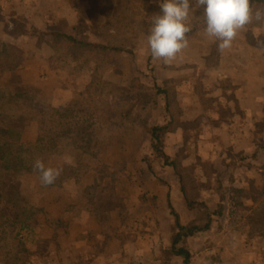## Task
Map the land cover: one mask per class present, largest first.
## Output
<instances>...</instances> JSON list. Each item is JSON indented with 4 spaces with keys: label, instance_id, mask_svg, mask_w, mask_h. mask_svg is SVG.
<instances>
[{
    "label": "crops",
    "instance_id": "0c3cea01",
    "mask_svg": "<svg viewBox=\"0 0 264 264\" xmlns=\"http://www.w3.org/2000/svg\"><path fill=\"white\" fill-rule=\"evenodd\" d=\"M2 5L0 2V8ZM27 7L31 10L25 11ZM7 11L18 12L16 15L21 20L0 16V24L7 25L1 29L0 41L18 49L19 55L27 59L15 63L11 71L0 68V82L6 74L19 75L21 83L12 93L43 84L48 100L53 106H59L65 94L72 97L74 92L70 89L71 63L61 57L67 56L70 60L75 54L55 50L50 37L41 33H71L80 17L88 18L87 3L84 0H10ZM94 20L102 25L106 18L95 14ZM253 32L264 39V22L246 26L232 47L220 53L216 42L201 30L187 54L193 65L179 68L159 63L151 70L154 84L156 80L161 81L168 95L171 91L168 83L178 78L187 80L177 92L185 93V98L170 97L171 118L181 125L175 129L176 138L171 137L172 133L164 134L166 150L171 144H178V137L185 130L198 134L197 122L205 120L209 133L208 138L201 140L219 137L226 149L239 155L235 162L225 151H207L206 165L218 163L216 171L211 173L203 166L196 170L198 181L203 183V178H209L210 173L232 197L223 196L225 224L221 220L219 228L213 225L186 238L185 247L193 254L192 264H264V235L255 239L250 230L254 225L264 230V209L252 210L257 209L259 196L248 197L245 202L243 197L239 198L247 189L260 190L264 176V125L254 126L257 121L264 122V50L256 47ZM150 55L147 39H138L131 53H121L112 71L120 73L128 69L131 76V66L145 71ZM127 60L132 63L129 67L123 64ZM159 101L157 108L139 111L135 99L136 110L131 109L128 114L135 123L130 125L128 134L115 137L104 160L90 159L83 165L81 174L78 173L80 158L67 152L43 153L39 157L46 167L62 169L53 185L41 186L36 171L35 177L25 170L20 172L17 182L21 198L29 203V215L38 226L35 231H39L35 244L32 240L21 246L34 251L35 258L20 259V254L14 255L13 250L2 251L0 264H168L180 260L168 252L172 226L168 197L182 219L189 211L185 210L179 176L153 146L151 128L170 120V111L163 109L165 99L162 97ZM141 113H147L144 121ZM105 115L99 113L96 117ZM190 124H195L192 130ZM192 149L193 152L197 149L196 144ZM66 159L71 163H66ZM177 165L188 167L178 157ZM192 184L197 186L198 182ZM97 192L102 195L101 202ZM238 199L248 206V215L242 217V224H234L236 212L230 210H237ZM215 206L209 208L213 210ZM47 216L56 222L50 230L47 223L51 221ZM258 218H261L259 223Z\"/></svg>",
    "mask_w": 264,
    "mask_h": 264
},
{
    "label": "trees",
    "instance_id": "16d2710c",
    "mask_svg": "<svg viewBox=\"0 0 264 264\" xmlns=\"http://www.w3.org/2000/svg\"><path fill=\"white\" fill-rule=\"evenodd\" d=\"M84 1L87 3L88 18L80 17L71 33L54 32L50 35L53 37L51 46L55 50L77 56V62L74 64L75 73L84 72L89 76L86 87L79 91V95L83 97V102L89 107L87 112L64 116L55 115L36 106L28 99L26 92L12 93L7 89L0 88V243L7 241L9 238L20 240L18 238L19 232L26 230L28 235H33L35 244L39 231H35V225L37 224L28 214L27 205L15 186L17 175L26 161H33L43 153L59 155L67 152L81 158L84 154L90 152L93 145L100 142L99 137L102 134L87 130V118H95L99 113L108 114L109 97L123 91L125 88L107 77V74L118 65L122 52H132L131 42L133 40L147 39L149 28L152 25V18L154 15L161 13L159 7L161 0ZM251 2L253 7L264 6V0H251ZM190 5L194 9L196 0H190ZM202 13V8L195 11L190 10L188 19L185 22L191 28V31L187 34L190 46L196 39L197 34L204 30L205 23ZM95 14L103 15L106 18L105 23L98 25L94 20ZM255 23L257 22L253 21L247 27H251ZM99 28L110 31L108 38L99 37L96 32ZM0 46L11 48L6 47L7 45L2 42H0ZM185 51H187V48ZM5 57V51H0V68L9 67L12 63V60L2 62ZM153 59L150 55L147 69H154ZM162 65L166 66L163 62ZM127 87L140 92V94L135 96L133 93H124L122 95L121 103L126 99L130 100L125 105V113L119 112L124 119L130 118L128 108L135 99L138 100L137 107L139 111H143L145 108L148 110L155 106L157 108L159 100L163 97L165 99L164 112L170 111V120L156 124L151 128L153 146L163 156L164 162L171 165L179 176L181 191L186 202L185 209L189 212L193 211V213L187 219H182L177 206L173 205L172 200L168 197L169 215L172 220L171 244L168 252L175 258L180 259L168 264H192L193 254L185 247L186 238L198 232L206 231L213 225L220 227L225 210L222 197L223 186L217 179L216 188L220 191L221 196H219L213 210L208 207L206 197L197 196L196 193L191 196L188 193L189 188L185 180L186 170L183 171L186 168L177 165V156L174 158L170 155L163 143L164 134L172 133L171 137L176 138L175 129L181 125L179 122L174 123L175 121L171 118L173 116L169 104L171 94H166L168 89L159 80H156L153 87H147L134 78L129 80ZM120 102L115 100L114 105H121ZM118 124L119 121L113 122V125ZM263 125V121H257L254 126L255 128H261ZM27 134H32V139L26 140L25 135ZM206 146H210V150H206ZM196 147L204 152V155L208 153H205V151L211 153L230 152L219 137L207 140L199 139L196 142ZM208 176L210 175L208 174ZM253 189L259 199L256 204L257 209L253 208L252 210L258 211L261 209L260 207L264 209V176L262 188L260 190L255 188L249 190ZM249 190L241 191L246 193ZM240 202V199H238L237 205ZM201 204L204 206V210L195 212L194 206ZM246 209H248V206H246Z\"/></svg>",
    "mask_w": 264,
    "mask_h": 264
},
{
    "label": "rangeland",
    "instance_id": "374dc122",
    "mask_svg": "<svg viewBox=\"0 0 264 264\" xmlns=\"http://www.w3.org/2000/svg\"><path fill=\"white\" fill-rule=\"evenodd\" d=\"M0 2L3 3L2 7L0 8V16L1 17H3L4 19H8V20L10 18L15 19V21H17L18 19L21 20V16L16 15V14H18V12H13V14H10L7 11V10H9L10 0H0ZM15 10H17V9H15ZM27 10H31V7H27V9L25 11H27ZM1 26H3V27H1ZM5 27H7V25L5 26L3 24H0V33H1V29L3 30ZM31 29H32V32L35 31V29L33 27ZM96 32L98 33L99 37H101V38H106V37L108 38V36H109V33L107 32V30H104V29L102 31H99V29H98ZM41 34L46 36V37L49 36L50 39L53 41V37H52V35H50V33L43 32ZM92 38L94 39L93 36H92ZM0 42L7 45L3 41H0ZM136 42H137V40H133L131 42V47H134V44ZM6 47H11V48H3L2 46H0V51L4 50L5 54H6V57L4 59H2V62L7 61V60H10V61L12 60V63L9 67H5L2 69L7 70V71H11L12 70L11 67H13V65L15 63H18V62L23 63V61H25L27 58L21 57L19 55L20 51L18 49H15L10 45H7ZM190 49H191V46L189 45L187 47V51H185V49H184L182 51V53L178 56V58L172 62L171 66H173V67L177 66V67L181 68L182 65H185V68H188L187 66L193 65V63L191 62V60L189 59V57L187 55V54H189ZM61 53H63V52H61ZM128 53H131V52H128ZM64 57L66 59L63 57H61V59L65 60L66 63H69V62L71 63L70 71H71V75L73 77H72V82L70 83V89L74 90V92L72 93V97H70V95H68V94H65L66 96L63 97L61 104L59 106H53L51 101L48 100V98H47V93L42 89L43 84L40 86H35V88H32V89L24 91V92H26L28 94V99L31 102H33L36 106H38L39 108H41L42 110H44L46 112H49V113H52L55 115L57 114L60 116L73 115L75 113H82L83 114L84 112H87V109L89 107L87 105H85V103L83 102V97L79 95V91H81L82 88L86 87V85L89 81V76H87V74L84 72L79 73V74L75 73L74 64H75V62H77V56H75V58H72L70 60L67 58V56H64ZM148 58H149V56H148ZM184 58H185V61L181 60ZM147 62H148V60H147ZM133 63H134V61H133ZM159 63L162 64L161 60L153 59L152 65H153V67L155 66V69H156V67ZM123 64L124 65L128 64V67H129L132 63H130V60H127V61H124ZM131 67H132V76L128 73V71H127L128 69H125L124 72H120V73H118V72L114 73L115 71L113 72L111 70L107 74V77L111 78V80H113L114 82L121 84L122 87L123 88L125 87V88L123 91L117 92V93L111 95V97H109L108 114H106L104 118H100V117H95L92 119L87 118V122H86L87 130L98 132V133L102 134V136L99 137L100 142H98L96 145H93L90 148V152L84 154L80 158L81 162H80L79 168H78L79 174L82 173L81 170H83V168H82L83 165L86 164L87 161H89L90 159L94 158V159H98V160L99 159L104 160V158L107 154L106 152L109 151V149H110V145H111L112 140L115 137H119V136L128 134V131L130 129V125L133 126V124L135 123V122H133L131 117L130 118L127 117L126 119H124V117L121 114H119V112H122V114L125 113V105H127L130 101V100L126 99V100H124V102H122V103L120 102L122 95L124 93H128V94L133 93V94H135V96H136V94H140V92H136L135 90H132V88L127 87L129 85V80L136 78L143 85H147L148 87H152L154 84V81L152 78L153 74H152L150 69H147V67H146L145 71H140L137 67H134V68H133V66H131ZM6 75L0 82V88L7 89V90L11 91V90L15 89L16 87H19V84L21 83V79H20L19 75L14 74V73H10L7 76ZM175 76H177V75H175ZM184 81L187 82L186 78L183 80H182V78L181 79L178 78V80L175 79L172 82L167 84L169 89L171 90L170 96L172 98L173 97H178L181 99L185 98V93H183L182 91L179 94H177L179 88L184 86L183 85L180 87L181 83L185 84ZM180 90H183V89H180ZM15 93H18V91ZM67 99L68 100L70 99V100L67 101L66 105H64V103L66 102ZM130 99H132V98H130ZM115 100L117 102H120L121 105H117V106L114 105ZM133 102H135V100ZM133 102H131V106H129V108H128V114L130 113L131 109L136 110V104H133ZM151 106H153V105H151ZM176 107H180V106L176 105ZM181 108H182V106H181ZM90 110H91V107H90ZM141 114H142L140 116L141 121H144L145 115L147 113H141ZM184 116H185V114H184ZM115 121H120V123L118 125H113V122H115ZM197 123H198L197 124L198 125L197 126V128H198L197 133L198 134L195 135V133H192V131L186 132V130H185L183 136L179 135L178 144L177 145L171 144L170 146H168L167 150H170V152H171V153H169L170 155H173L174 158H175V156H177L178 158H180V161L184 165L188 166L185 169L186 170L185 180L187 182V187L189 188L188 193L193 194L195 192V189H197L196 194L198 196L206 197V200H207L206 203L208 202L207 205L209 204L208 207L209 206L214 207L216 204V200H218L219 196H221L220 191L216 188L217 187V184H216L217 179L212 174L209 173V175H210L209 178H207V179L203 178V183H202L200 180L198 181V179L196 178L197 177L196 170L199 171V169H201L203 166V167L209 168L211 173L212 172L214 173L216 171L215 168L218 165V163H211L210 165L209 164L206 165L208 161L205 160V158H207V157L204 158V156H207V154L204 155L203 154L204 152L200 151V149H198L197 147H196L197 149H195L193 152L192 148H194V144H196V142L194 140L208 138V133H209V127H208V124L205 120H202V121L197 122ZM194 127H195V124L189 125V128L191 130ZM197 128H196V130H197ZM25 139L26 140L32 139V134L25 135ZM209 147L210 146H206L205 149L210 150ZM228 150L231 152L230 149H228ZM230 152L225 151V154L227 155L228 158H230L231 160H234L236 162L235 158L236 157L239 158V155H237L235 153L232 154ZM205 153H207V151H205ZM229 153H230V155H229ZM53 155H56V154H53ZM180 156H182V157H180ZM39 157H41V155ZM39 157H37L36 159H38ZM35 160L26 161V163L23 165V168L20 172L25 170L27 173H30V175L33 174L32 177H35V171L33 170V164H34ZM216 160H217V162H220L219 159H216ZM189 166H191V168H189ZM20 172H19V174H20ZM104 173L105 172L103 171V173L99 176V179H101V180L103 179ZM19 174L17 175V178H18ZM193 181L198 182L197 186H193V184H192ZM15 186L19 190V193H20L19 184L17 182V179L15 180ZM254 186H256V185L254 184ZM207 194H210V195H207ZM20 195H21V193H20ZM25 196H28V195H25ZM97 196H99L98 201L101 202L103 200L102 195L99 192H97ZM223 196H226V199H227V197L231 198L232 194L229 191H228V193L223 191L222 197ZM251 196H257V193L255 192L254 189L249 190L246 193L240 194L239 198L243 197V200L245 202L247 200V198L251 197ZM243 200L241 199V202L237 205V210L230 208V210L233 213L236 212V215H235L236 221L234 222V224H242L241 221L244 219L242 217H245L248 215V209H246L247 205H245V203H243ZM23 201L25 202V199ZM229 201H231V200H229ZM248 202H251V201L248 200ZM25 204L27 205L28 214H29V203L25 202ZM260 208L262 209L263 207H260ZM203 210H204V206L202 204L194 206L195 212L203 211ZM191 213H193V211L189 212V214H187V212H186V214H184L183 219L184 220L187 219L188 216L191 215ZM31 218L34 219L33 217H31ZM49 219L50 218L47 216V220H49ZM260 220H261V218L260 219L258 218V223L260 222ZM49 221H51V223H47L48 224V227H47L48 230H50L54 226V224L56 223L55 221H53L51 219ZM222 221H223V224H225L226 220L224 217L222 218ZM35 226H36V229H38L37 228L38 226L37 225H35ZM217 228H219V227H217ZM217 228L215 227V230ZM250 230H251L252 237H254L255 239L259 235H262V234L264 235L263 228L257 227L255 225ZM18 238L22 242H18V241H20L18 239L9 238L7 241L0 243V253H4L2 251L11 252L13 250L14 255H15V252L17 254H20L19 255V256H21L20 259L24 258L26 260H30V259L33 260L35 258V253H33L34 251H29L25 247L21 246V244H23V243L32 242V240H34L33 235L32 234L28 235L27 231L23 230V231L19 232ZM47 240L48 239H46L45 241H47ZM262 255L264 256V253ZM19 256H15V257L19 258Z\"/></svg>",
    "mask_w": 264,
    "mask_h": 264
},
{
    "label": "clouds",
    "instance_id": "9594fccd",
    "mask_svg": "<svg viewBox=\"0 0 264 264\" xmlns=\"http://www.w3.org/2000/svg\"><path fill=\"white\" fill-rule=\"evenodd\" d=\"M159 7L161 13L152 18L147 42L151 56L166 66L189 46L187 34L191 28L185 22L190 10L203 9L204 35L216 42L220 53L230 49L238 33L253 21L264 22V6L253 7L251 0H196L194 9L190 0H161ZM252 34L256 47L264 50V39H260L257 32ZM65 162L71 163V160ZM33 170L39 173L43 187L53 185L62 171L61 168L46 167L39 158L35 160Z\"/></svg>",
    "mask_w": 264,
    "mask_h": 264
}]
</instances>
